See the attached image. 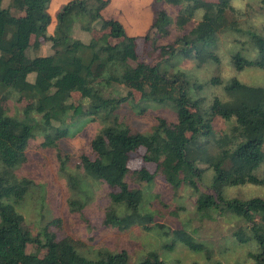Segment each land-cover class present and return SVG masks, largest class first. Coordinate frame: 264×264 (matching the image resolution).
Wrapping results in <instances>:
<instances>
[{
  "label": "trees",
  "instance_id": "1",
  "mask_svg": "<svg viewBox=\"0 0 264 264\" xmlns=\"http://www.w3.org/2000/svg\"><path fill=\"white\" fill-rule=\"evenodd\" d=\"M163 1L178 7L174 28L180 31L193 19L197 8L203 7L206 12L195 26L166 43H159L154 36L153 45L159 52L150 59L137 52V35L129 34L120 19L106 16L111 0L68 1L55 14L52 33V0H0V86L17 94L25 113L22 119L12 116L8 95L0 93V264H130L125 249L104 251L97 258L82 254L76 240L63 233L59 218L48 221L34 234L24 215L9 202H22L33 184L30 178L19 177L17 171L28 162L27 145L36 131H44L39 146L54 151L65 171L60 140L69 137L77 124L95 120L91 117L95 114L109 123L88 142V149L80 155V167L86 176L108 186L110 204L104 212V225L124 230L143 220V191L131 183L152 181L161 174L176 186L190 184L197 194V210L203 215L218 209L244 217L246 225L234 234L240 241L256 239L260 251L255 254V264H264V200L223 196V189L233 184L264 186V176L254 172L264 160V87L233 78L228 86L230 99L214 97L204 108L202 99L193 100L188 95L190 81L184 73L162 71L160 66L179 46L187 55L194 52L200 61H219L208 44L233 26L234 17L229 15L234 16L237 8L231 0ZM79 21L83 30H98L101 35L89 42L75 38L73 28ZM172 28L168 11L163 8L155 13L148 33L155 30L161 39H168ZM110 38L121 41L111 43ZM43 41L52 43L54 53L29 57L27 50L31 46L39 49ZM253 41L260 58L249 60L237 53L234 60L238 69L252 66L264 70V36L254 34ZM99 68L104 69L101 74H97ZM220 81L219 77L214 79ZM128 83L146 94L144 101H173L178 108L177 119L157 116L151 131L133 130L117 114L122 104H134V90ZM75 93H80L77 100ZM217 117L234 119L230 132L215 135L213 123ZM202 135L212 136L216 146L209 143V138L202 140ZM141 147L145 149L143 161L154 163L155 171L129 167ZM207 168L214 171L215 193L200 190ZM66 177L68 184L77 187L67 172ZM177 234L190 249L205 248L186 230L179 229ZM31 244L38 247L29 251ZM42 249L46 252L41 256Z\"/></svg>",
  "mask_w": 264,
  "mask_h": 264
},
{
  "label": "rangeland",
  "instance_id": "2",
  "mask_svg": "<svg viewBox=\"0 0 264 264\" xmlns=\"http://www.w3.org/2000/svg\"><path fill=\"white\" fill-rule=\"evenodd\" d=\"M68 1L70 0H56L57 8H52V13L50 12L53 16V23L49 29L51 33L56 23V12ZM207 1L217 2L218 0ZM231 3L237 8L234 16L229 15L231 18L234 17L231 21L233 26L226 28L215 42L208 44L218 54L219 61L213 59L200 61L194 52L187 55L179 46L173 56L160 65L162 71L184 73L190 81L187 87L188 95L193 100L202 99L204 108L211 105L214 97H220L225 101L230 99L228 86L233 78L264 87V70L252 66L238 69L234 60V55L237 53L249 60L260 58L253 35L264 36V4L262 0H231ZM7 4L8 1L4 5ZM163 8L168 11L170 26L173 27L168 39H161V34L155 30L148 33L155 13ZM178 12V7L163 0L149 2L147 0H117V5L106 11V16L118 18L123 24H127L128 33L137 35L139 55L151 59L159 52L153 45L154 36L158 38L159 43H166L195 26L203 18L206 10L203 7L197 8L193 19L182 31L174 28ZM143 13L147 14V17L131 21V16L141 17ZM101 33L98 30L91 33L83 30L80 21L73 28V36L84 42H89L93 36L99 37ZM34 39L33 36L32 43ZM119 41L121 39L110 38L111 43ZM53 53L52 43L47 41H43L37 50L32 46L27 50L29 57ZM103 70L99 68L97 74H101ZM34 77L32 76V80ZM216 77H219L221 81L214 82ZM127 85L134 90V104L131 102L122 104L117 114L133 130L151 131L157 123V116H164L173 121L177 119L178 108L173 101H144L145 93L137 91L133 83ZM0 93L8 95L7 104L10 114L20 119L24 118L23 104L17 102V94L1 86ZM74 97L77 100L80 93H75ZM39 117L36 118L39 119ZM91 117L95 120L87 124H77L71 135L59 142L62 159L66 164L65 171L61 169V159L54 151L39 146L44 139L42 129L37 130L35 136L29 140L28 162L17 172L19 177L30 178L33 184L22 202L13 203L12 200L9 202L24 215L26 224L34 234L48 221L59 218L63 233L75 239L80 252L90 258H97L104 251L125 249L130 264H139L148 260L150 261L146 264H216L218 262L255 264V254L260 251L258 241L256 239L240 241L234 234L236 229L246 225L244 217L232 211L218 209H212L203 215L197 210V194L190 184L183 183L176 186L161 174L152 181L131 183L133 188H140L143 191V200L140 205L143 220L135 221L131 227L124 230L114 225H104V212L110 204L108 186L97 178L85 175L80 167V155L88 149L90 139L109 121L99 114L91 115ZM234 124V119L217 117L213 123L215 135L224 131L230 132ZM207 138L215 147L212 136H201L202 140ZM262 149L264 152V144ZM144 151V147H141L140 153L129 161V167L132 170L146 167L153 172L156 165L143 161ZM200 166L207 167L204 164ZM66 172L72 176L78 188L68 184L69 178L66 177ZM254 172L258 176H264V160ZM213 177V169L203 170L201 191L215 193ZM223 196L225 199L248 200L259 197L264 200V186L252 183L233 184L223 189ZM82 202L83 207L78 209L82 206ZM52 228L55 227L52 226ZM179 229L186 230L193 236L194 241L202 243L205 248L190 249L179 238L177 234ZM36 247L38 245L31 244L28 250L34 251ZM45 252L46 250H40V255H44Z\"/></svg>",
  "mask_w": 264,
  "mask_h": 264
},
{
  "label": "crops",
  "instance_id": "3",
  "mask_svg": "<svg viewBox=\"0 0 264 264\" xmlns=\"http://www.w3.org/2000/svg\"><path fill=\"white\" fill-rule=\"evenodd\" d=\"M150 0H147V2H149ZM148 4V3H147ZM146 4V5H147ZM115 5H117V0H111V3H110V5L107 7V11L109 10V8H111V7H113V6H115ZM148 6V5H147ZM52 8H57V3H56V0H52V3H51V6H50V12L52 13ZM147 9V8H146ZM128 14V13H127ZM129 15V14H128ZM147 14H144L143 13V15L141 16V17H139V15H135V17H133V16H131V21L134 19V20H136V19H139V18H142V17H144V16H146ZM147 17V16H146ZM129 20V19H128ZM127 20V21H128ZM125 25V27L127 28V27H129L127 24H124Z\"/></svg>",
  "mask_w": 264,
  "mask_h": 264
}]
</instances>
